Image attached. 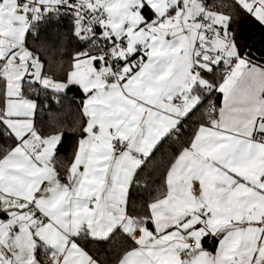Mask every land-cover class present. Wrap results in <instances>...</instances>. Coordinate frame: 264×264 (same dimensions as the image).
I'll return each instance as SVG.
<instances>
[{"label": "snow or ice", "instance_id": "1", "mask_svg": "<svg viewBox=\"0 0 264 264\" xmlns=\"http://www.w3.org/2000/svg\"><path fill=\"white\" fill-rule=\"evenodd\" d=\"M53 20L67 66L29 44ZM248 22L264 0H0V264H264Z\"/></svg>", "mask_w": 264, "mask_h": 264}, {"label": "trees", "instance_id": "2", "mask_svg": "<svg viewBox=\"0 0 264 264\" xmlns=\"http://www.w3.org/2000/svg\"><path fill=\"white\" fill-rule=\"evenodd\" d=\"M251 24L250 27H245L243 29L244 35L250 37L248 43L254 45L253 51H259L264 49V29H261L254 22H248ZM42 40L39 42H34L29 40V44L36 46L40 43L46 42V47L48 51L44 53L43 58L56 67L57 64H64L67 66V61L69 60L70 53L76 50L77 42L71 36L69 32V23L67 20H53L50 23L41 26ZM78 93L71 91L63 99V109L60 111L59 115L64 117L65 120L70 123L76 113V105L73 101L78 100ZM218 99V98H217ZM58 107V106H56ZM71 113V115H69ZM74 133L71 131L67 132L65 135V148L67 152L62 151V155H67L68 152L72 150V141ZM208 250H213L214 242L212 240L205 241L204 245Z\"/></svg>", "mask_w": 264, "mask_h": 264}]
</instances>
